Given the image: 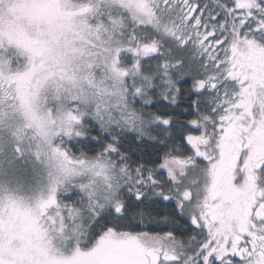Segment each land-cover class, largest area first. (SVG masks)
<instances>
[{
	"label": "snow or ice",
	"instance_id": "6c2138e0",
	"mask_svg": "<svg viewBox=\"0 0 264 264\" xmlns=\"http://www.w3.org/2000/svg\"><path fill=\"white\" fill-rule=\"evenodd\" d=\"M0 264H264V0H0Z\"/></svg>",
	"mask_w": 264,
	"mask_h": 264
}]
</instances>
